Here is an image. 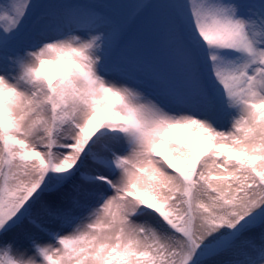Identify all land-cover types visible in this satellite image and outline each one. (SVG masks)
<instances>
[{"label":"snow or ice","instance_id":"snow-or-ice-1","mask_svg":"<svg viewBox=\"0 0 264 264\" xmlns=\"http://www.w3.org/2000/svg\"><path fill=\"white\" fill-rule=\"evenodd\" d=\"M0 264H264V0H0Z\"/></svg>","mask_w":264,"mask_h":264},{"label":"rangeland","instance_id":"rangeland-1","mask_svg":"<svg viewBox=\"0 0 264 264\" xmlns=\"http://www.w3.org/2000/svg\"><path fill=\"white\" fill-rule=\"evenodd\" d=\"M51 72H57L59 69L57 67H52V68H49ZM48 68H46V71L49 70Z\"/></svg>","mask_w":264,"mask_h":264},{"label":"bare ground","instance_id":"bare-ground-1","mask_svg":"<svg viewBox=\"0 0 264 264\" xmlns=\"http://www.w3.org/2000/svg\"><path fill=\"white\" fill-rule=\"evenodd\" d=\"M49 69V68H48ZM46 70V69H45ZM48 71H50V69L48 70Z\"/></svg>","mask_w":264,"mask_h":264}]
</instances>
